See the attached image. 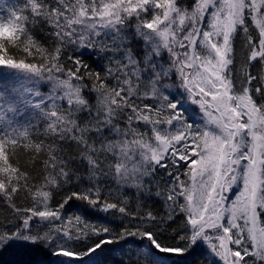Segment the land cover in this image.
Segmentation results:
<instances>
[{"label":"snow or ice","instance_id":"snow-or-ice-1","mask_svg":"<svg viewBox=\"0 0 264 264\" xmlns=\"http://www.w3.org/2000/svg\"><path fill=\"white\" fill-rule=\"evenodd\" d=\"M6 11L0 80L7 69L20 82L0 83V250L82 264L134 240L131 264H264V0ZM97 49L94 68L84 56ZM77 202L105 215L70 211Z\"/></svg>","mask_w":264,"mask_h":264},{"label":"trees","instance_id":"trees-1","mask_svg":"<svg viewBox=\"0 0 264 264\" xmlns=\"http://www.w3.org/2000/svg\"><path fill=\"white\" fill-rule=\"evenodd\" d=\"M23 3V0H8L7 7L3 9L0 12V15H4L7 17L8 13L6 9L8 7H15L19 6ZM47 25H38L35 29V34L40 39H45V33L47 31ZM101 40H109L110 37H102ZM98 55H103L102 53L98 52V49L95 53H85L84 59L86 62L92 64L94 68H99L103 65V61L98 59ZM188 117H191V114L187 113ZM191 120V119H190ZM129 194H131L132 190H128ZM81 202H77L76 205H73V208L70 211H77L81 210L83 214L86 215V218L88 219H95L97 217L103 218L105 215L103 212H100L99 214H96L97 210L91 209V208H81L80 206ZM155 208L157 210H161V205L159 202H156ZM9 215V210L7 209L6 205H3V202L0 201V219H2L4 216ZM127 243H136L140 244L139 241L130 240L128 242H123V247L125 248V253L127 254H121L117 251L121 247V245H110L108 246V249L105 250L104 253H99L96 256L89 258H85V260L82 262V264H99L100 261L104 259L105 255H108L110 257H114L117 260L123 259L125 264H131V260H135V247L129 246ZM157 261L160 262V264H187L189 260L192 259L191 256L187 258H177L174 254H156L154 257ZM60 259L55 256H52L50 253L47 252V250H44L42 248L39 249H31V250H23L18 248H11L7 251L0 250V264H60ZM202 259L206 260V264L208 260H211V257H204Z\"/></svg>","mask_w":264,"mask_h":264},{"label":"rangeland","instance_id":"rangeland-1","mask_svg":"<svg viewBox=\"0 0 264 264\" xmlns=\"http://www.w3.org/2000/svg\"><path fill=\"white\" fill-rule=\"evenodd\" d=\"M7 4H8V0H0V12L7 7ZM102 37H100V38H102ZM237 47H239V42H237ZM165 55H166V53H165ZM3 71H4L5 75L2 78V80H0V83H3L5 86H7L8 84H16V83L20 82V80L17 79L16 74L9 76L8 75L9 70L4 69ZM42 90L47 91V86L43 85ZM189 105H190V102L186 103L185 107H189ZM189 113L191 114V117H190L191 120L202 122L201 121V113L199 112V109L196 105H191L189 107ZM233 198H234V196H233Z\"/></svg>","mask_w":264,"mask_h":264}]
</instances>
